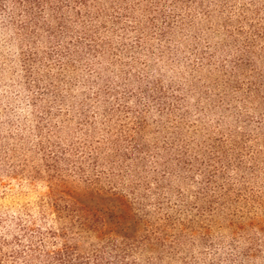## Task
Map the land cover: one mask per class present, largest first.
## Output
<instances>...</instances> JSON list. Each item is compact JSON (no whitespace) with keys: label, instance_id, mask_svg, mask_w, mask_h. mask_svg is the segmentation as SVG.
Segmentation results:
<instances>
[{"label":"rangeland","instance_id":"1","mask_svg":"<svg viewBox=\"0 0 264 264\" xmlns=\"http://www.w3.org/2000/svg\"><path fill=\"white\" fill-rule=\"evenodd\" d=\"M21 9L0 6V262L144 244L170 215L182 253L264 264V0H88L61 29Z\"/></svg>","mask_w":264,"mask_h":264},{"label":"trees","instance_id":"2","mask_svg":"<svg viewBox=\"0 0 264 264\" xmlns=\"http://www.w3.org/2000/svg\"><path fill=\"white\" fill-rule=\"evenodd\" d=\"M10 1L14 4H17L18 7L22 8L21 10L25 13V17L27 19L28 24L37 25L40 23V21H46L47 18L45 17L47 16V14H45V12L47 8H49V10H52V15L58 17V14H61L64 10L68 8L76 10L78 9V6L86 4L88 0ZM1 4L2 0H0V6ZM68 12L71 11L69 10ZM81 17V12L79 10L76 11V18L78 19ZM57 22L60 27L58 29H61L66 23L65 17H58ZM47 28V30H49L51 27L47 25ZM33 32H36V30ZM96 45L97 44L94 43V46L92 45L89 48L94 49ZM210 182L211 179H208L206 182L207 185H209ZM205 195L209 196L208 194ZM197 198L198 197L196 194L194 201L190 202L189 206H191L195 210L203 209L204 207H206L198 206L196 202ZM212 202L213 201L209 202V210H211L212 205L210 203ZM176 211L181 213L182 208L177 205ZM180 221L181 220L175 219L170 215L163 217L161 222L157 224V227L152 228L151 235L146 237V241L144 242V244L143 242L140 243L138 241L140 239H138L137 236H132L131 234L126 233L121 235L123 240L120 242V244L115 243L114 240L111 239L105 244L90 249L86 254H82L78 250L76 245L70 244L69 242H66V240H63V246L57 250L42 251L40 250L41 247L39 248L40 244H38L36 248L29 247L27 250L22 249L19 251H15L14 255L16 254L15 256H23L22 258H24L26 264H32L34 258H40L41 264H165V258L167 257L166 253L168 254V258H170V260L171 257H176V259L180 261L179 264H215L214 262L209 261L212 259L218 260L217 263L219 264H244L243 258H250L252 256L250 250H245L241 252L237 251L233 254L231 253L229 255L222 256L220 252L215 250L212 245L206 242L207 239L202 240L203 244H205L204 251L210 249V252L213 254L214 258H209L210 255L207 252L195 253L193 252V250H189L182 253L180 242L177 236L182 235L185 228L187 229L188 224ZM78 225H81V228L83 229L92 230L93 233H95V238L98 240L103 239V236L105 235V233H103L99 228L91 229V226L86 223V220H82ZM167 225H171L172 227H174L175 232L173 237L169 236L164 232L163 229ZM56 236L60 237V235ZM136 241L138 242L136 243ZM153 246L158 248L157 252L155 250L156 248H153ZM140 248L141 251L145 250V248H148V250L152 253H157V256L147 257L146 260H138V257L135 252L140 251ZM179 254H181L182 256H179ZM0 264L2 263L0 262Z\"/></svg>","mask_w":264,"mask_h":264}]
</instances>
